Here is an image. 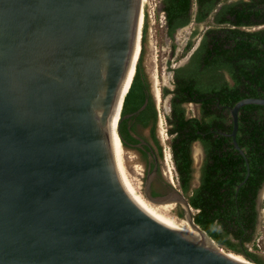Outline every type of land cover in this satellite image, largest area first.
I'll return each instance as SVG.
<instances>
[{"label":"water","instance_id":"obj_1","mask_svg":"<svg viewBox=\"0 0 264 264\" xmlns=\"http://www.w3.org/2000/svg\"><path fill=\"white\" fill-rule=\"evenodd\" d=\"M142 10L143 0H0V264H246L195 223L180 190L153 197L154 172L143 195L179 205L200 238L162 219L117 167L113 123ZM147 105L121 117L122 144V121ZM247 105L264 99L231 110L245 158Z\"/></svg>","mask_w":264,"mask_h":264},{"label":"trees","instance_id":"obj_2","mask_svg":"<svg viewBox=\"0 0 264 264\" xmlns=\"http://www.w3.org/2000/svg\"><path fill=\"white\" fill-rule=\"evenodd\" d=\"M164 4V13L166 22L169 27L168 34L172 39L177 29L191 23V10L194 0H162ZM202 0H197V4L201 5ZM216 7L214 3L206 12H199L198 21H203L209 16L210 11ZM147 14H145V22L142 29V42L140 38V52L135 61V72L129 82L121 113L123 118L126 115L133 114L138 111L145 103L148 91V83L144 75L142 61L145 52V42L147 39ZM234 36L229 35L227 38L233 41L232 45L236 48L225 50L220 46L214 48L215 58L224 57L226 54L227 61L236 60L239 73L232 71L236 86L233 88V94L228 102L232 107L239 101L249 98L241 94L240 86L242 85V77L246 76L248 83L251 86L258 84L257 74H252V70L245 72L246 66L241 67L242 63L254 65L255 58L258 53L255 49H251L248 45L247 38L249 35L236 32ZM239 38H238V37ZM264 44V38L260 39ZM192 44L186 48L189 51ZM175 47V46H174ZM244 51L248 52L245 55ZM209 57V56H208ZM207 57V58H208ZM243 58H246L244 62ZM216 59V60H218ZM209 64L210 60L206 59ZM234 68V64H231ZM254 70L256 67L254 65ZM178 72V70H175ZM130 86V87H129ZM179 89L184 91L190 90L191 85L178 84ZM183 102H187V97L182 96ZM177 102V97L174 101V129L171 134L177 133L172 142V150L174 154V162L176 165L179 182L185 193L189 194V202L196 211L195 223L205 231L221 247L242 254L243 256L252 259L258 264H264L263 259L254 252L242 251V246L250 244L253 240L252 233L257 226L256 212V196L259 189L264 183V118L263 119H244L242 125L240 122V132L238 134V144L245 151L247 159L242 156L234 145H227L226 139L222 136L213 138L212 133L207 134V137L200 135L198 132H206V128L199 127V123H191L186 121L185 111L181 109ZM223 102V100H222ZM258 105H248L243 107L246 112L258 109ZM156 114L154 104L150 98L147 107L139 114L138 119L144 124L148 123L147 114ZM124 121V120H123ZM121 123V128L125 134L127 120ZM210 128V127H208ZM207 128V129H208ZM121 131V129H120ZM123 139V138H122ZM197 139L204 142L208 158L202 168V177L200 185L191 190V143ZM124 145V144H123ZM249 173V174H248ZM240 186V187H238Z\"/></svg>","mask_w":264,"mask_h":264},{"label":"flooded vegetation","instance_id":"obj_3","mask_svg":"<svg viewBox=\"0 0 264 264\" xmlns=\"http://www.w3.org/2000/svg\"><path fill=\"white\" fill-rule=\"evenodd\" d=\"M214 3L216 4V7L213 11H210L209 16H207V18L203 21H198V13L201 11L203 13L206 12ZM162 5L164 10L163 1ZM190 15L192 18L191 21H193L196 25L193 34L197 31L201 24L207 22V25L209 24V26H207L202 38L199 39L197 46L192 51L188 61L179 66V68H174L172 70L173 79L171 80V88L166 86L162 90L163 97L166 98L167 96H170L171 99L170 111L165 115V122L169 127L167 132L171 136L169 156L172 154L171 159H173V162L174 154L172 150V142L177 133L171 134L170 132L172 129H174V121H176L174 115V101L176 97V103H178L180 108L184 109L185 111L184 114L186 121H191V123L198 122L199 127L203 126V129L206 128V132H198L200 135L207 137V134L212 133L213 138H219L222 136L226 139L227 145L233 144V138L231 135L233 132L234 123L231 110L234 106L232 107L228 102L225 101H230L234 91L233 88L236 86L232 71L234 70L236 71V74H238L239 68L236 66V60H234V62L230 60L227 61L226 54H223L224 57H219V59L213 56L215 54L214 48L217 45L220 46L223 51L231 50L232 46L233 48H236V45H232L233 41L227 38L229 35L234 36L237 34L236 32L248 34L249 36L247 38L250 40L247 44L251 45V49H255L256 53H258L256 56H254V65L256 70H254V65L252 64L243 65L244 63H242L240 65L241 67L246 66L245 72L248 70H252V74H255L256 72L258 79V84L252 85L250 88V86L246 85L248 83L246 76H243V83L239 88L241 94L250 96L249 98L264 99V44H262L260 40L264 38V0H202L200 7L197 4V0H194ZM186 26L177 29L171 40H175L176 33ZM166 27L167 35L169 37V27L167 22ZM173 48L175 49L176 46ZM244 53L245 55H248L247 51H244ZM206 59L210 60L209 64L206 63ZM243 60L245 62L246 58H243ZM231 64H234L235 67L232 68ZM175 70H178V72ZM179 83H181V85H185V83L191 85L190 90L184 91L183 94V89L180 90L178 87ZM160 94L162 95L161 91ZM182 96H186L188 101L183 102ZM147 97L148 103L150 102L151 98L154 104L156 93L154 92V94H152L149 86ZM191 105L197 107V115L189 114L188 106ZM258 106V109H254L251 112L248 110L244 112L242 110L243 108L240 110L238 118V131L236 136L237 139L240 132L241 121L243 125V122H245L244 119L253 118L258 120L264 118V106ZM154 108L156 111L155 115H153L152 112L146 115L148 119L147 124H144L143 121L138 119L139 115L129 119H124V121L127 120L126 130L128 131V134H125L123 128H121L124 147L125 149L136 151L140 157V162L144 165L143 173H139V176H141L143 180L142 192L147 177L155 172L150 183V193L153 197L158 198L166 196L171 193L174 188H176L189 199V194L185 193L181 188L176 165V179L178 181L179 188L175 185L174 180L168 178L162 171L161 159L164 158L165 150L163 149L157 133L159 119L155 104ZM145 130L147 131V135L143 133ZM119 143L121 146H123L120 137ZM195 144H199L202 147L204 158L200 165V177L197 186L191 187V190L197 188L200 185L202 168L208 158L204 142L201 139L193 141L190 146L192 162L191 184H193L194 175L196 172L193 156V146ZM263 185L264 183L262 184L256 196L257 226L255 231L252 233L253 237L260 225V202ZM176 206L180 207L179 205ZM180 215H183V211ZM248 246L249 244L242 246V251L247 250L250 252Z\"/></svg>","mask_w":264,"mask_h":264},{"label":"rangeland","instance_id":"obj_4","mask_svg":"<svg viewBox=\"0 0 264 264\" xmlns=\"http://www.w3.org/2000/svg\"><path fill=\"white\" fill-rule=\"evenodd\" d=\"M162 6V0H149L148 4L145 7V14H147L148 30H147V39L145 42V52L142 61V67L144 75L146 77L149 89L151 93H156L158 88L162 95L160 101L154 99V104L158 112V127L157 133L160 138V142L165 150L164 158L161 159L162 171L170 179L174 180L175 185L179 188L178 181L176 179L175 164L170 155V167L173 171L172 175H169V169L167 165V154L169 155V145L171 136L168 134V126L165 122V115L170 111V96L166 98L163 97L162 90L164 87L171 88V80L173 79V69L179 68L181 64L185 61L186 58L190 56L194 48L197 46V43L203 34L207 26V22L201 24L197 31L193 34L195 24L193 21L185 28L179 30L175 35V40H171L167 35L166 19L165 13ZM145 22V17H144ZM143 22V24H144ZM192 44L189 51H186V48L189 44ZM176 46L174 49L173 47ZM188 112L190 115H197V107L194 105L188 106ZM147 135V131H143ZM120 145V143H119ZM121 150L124 154L125 166L128 171L135 179V183L143 187L142 177L139 176V173H143L144 165L140 162V157L136 151L124 149L121 146ZM193 156H194V165H195V175L193 184L191 187L197 186L199 181V169L204 158L202 147L199 144L193 146ZM165 161V162H164ZM141 180V181H140ZM182 209L181 207L174 206V209L171 210L170 215L177 218L178 222L181 223L182 220H185L183 215L181 216ZM256 244V249H253L254 253L264 259V185L261 191V202H260V225L255 233L253 240L249 244ZM226 252H231L234 254V251L222 247ZM243 257L242 254H238Z\"/></svg>","mask_w":264,"mask_h":264},{"label":"bare ground","instance_id":"obj_5","mask_svg":"<svg viewBox=\"0 0 264 264\" xmlns=\"http://www.w3.org/2000/svg\"><path fill=\"white\" fill-rule=\"evenodd\" d=\"M148 2H149V0H143V10H142V13H141V18H140V23H139V36H138L137 47H136L133 63H132L128 78H127V80L125 82V85L122 88L121 93H120V99H119V103H118V107H117V111H116V115H115V119H114V123H113V130H112L113 136H114L113 147H114L116 163H117L118 169L123 174V176L126 178V180L129 182V184L132 186V188L135 190L137 195L148 206H150L162 219H164L166 222H168L174 228H176L178 230H184V231L188 232L189 234H191L192 236L200 238L201 234H199V232L194 230L188 224V222L186 220H182L181 223H179L176 217L170 215L171 210H173L174 206H176L175 203H167V204H164V205H156V204L151 203L150 201H148L144 197L143 192L141 190V186L137 185L135 183V179L132 177V175L128 171L127 167L125 166L124 154H123V152L121 150V147L119 145V135H118V131H117L118 123H119V121L121 119L123 103H124V99H125V95H126V91H127L129 82L131 80V77H132L133 73L136 71L134 65H135L136 58L138 57V54L140 52V38H141V34H142V29H143V26H144L143 22H144V17H145V7L148 4ZM160 99H161L160 90L157 88L156 89V100L160 101ZM169 158H170V156L167 154V161L166 162H167L168 169H169V175H172L173 171H172V169L170 167V159ZM226 253L230 254V256L232 258H234L235 260H237V261H240V262H243V263H246V264H253V263L247 261L241 255L234 254V253H231V252H226Z\"/></svg>","mask_w":264,"mask_h":264},{"label":"built area","instance_id":"obj_6","mask_svg":"<svg viewBox=\"0 0 264 264\" xmlns=\"http://www.w3.org/2000/svg\"><path fill=\"white\" fill-rule=\"evenodd\" d=\"M257 245L256 244H252L251 246H248V249L250 252H253V249H256Z\"/></svg>","mask_w":264,"mask_h":264}]
</instances>
